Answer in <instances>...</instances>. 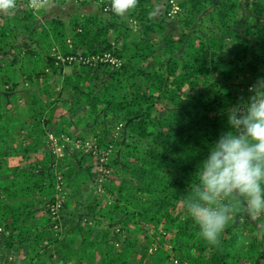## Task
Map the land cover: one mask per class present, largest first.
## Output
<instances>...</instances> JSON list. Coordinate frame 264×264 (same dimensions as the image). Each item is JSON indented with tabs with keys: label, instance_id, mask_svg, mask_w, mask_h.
Masks as SVG:
<instances>
[{
	"label": "trees",
	"instance_id": "1",
	"mask_svg": "<svg viewBox=\"0 0 264 264\" xmlns=\"http://www.w3.org/2000/svg\"><path fill=\"white\" fill-rule=\"evenodd\" d=\"M154 1L138 0L137 7L131 10L136 21L131 31L117 22H107L97 12L75 15L68 23L60 17H52L36 24L37 14L30 7L0 23V83L5 81L1 60H6L8 48L15 44L16 28L34 35L45 34L60 44L65 55L78 48L87 55L109 50L120 59L117 66L98 61V67L106 76L99 83L96 80L100 74L93 70L94 66L75 63L73 71L61 73V84L69 88L67 94L60 97L58 89L56 97L47 95L45 103L48 105L45 106L43 95L32 91L27 114L7 113L5 93L0 87L1 176H10L7 157L15 146L8 144L15 141V133L24 129L28 131L19 144L26 145L29 151H38L44 147L40 136L46 135L52 122L60 125L64 120L75 121L82 126L81 131L94 138L95 147L97 144L113 146L112 120L115 123L122 118L125 126L122 137H114L118 149L108 161L109 166L122 168L123 175L118 177L117 184L109 186L114 197L107 205L98 206L100 197L91 198L90 193L83 195L96 180L93 176L86 181L91 176L90 171L93 172L90 166L82 167L88 163L76 169L65 160L59 167L72 186L68 202H76L78 207L84 202L91 204L92 210L100 213L101 219L96 220L98 226L105 223L108 227L94 223L99 235L80 236L78 247L73 246L74 239L67 241L63 236L49 235L53 232L51 228L35 230L36 209L52 201L55 193L54 160L46 146L43 157L19 177L20 186L15 184L18 181L15 176L10 182L0 184V225L6 230L0 233V255L16 248V238L22 239L24 250L23 257H16L14 263L9 261V264H55L43 256L42 239L54 244L51 254L62 264L73 262L64 256V247L79 255L75 264H164L163 249L153 252L147 260L132 261L134 242L131 238H122L120 233H114L115 239L122 243L116 248L109 228L112 219L125 218L152 221L155 227L170 233L171 250L181 255L187 253L184 256L188 264H244V261L264 264L263 220L250 219L252 233H243L239 217L247 214L241 211L221 234L220 243L213 246L200 238L199 226L182 208L189 185L198 182L195 173L200 162L221 131L229 127L228 108L241 94H249L237 89L238 84L253 83L258 76H264V0L247 1L249 16L255 18L247 27L235 17L238 0H179V33L164 32V19L152 13ZM204 28L209 35L219 29L226 30L230 43L223 50L215 48ZM24 51L29 56L33 53L30 48ZM47 59L53 61L50 57ZM14 60L6 61L8 80L12 79ZM46 87L47 83L41 87L42 91ZM59 102L66 106L61 108ZM163 104L167 107L161 108ZM56 109L63 111L55 115ZM57 127L56 130H63L62 125ZM33 169L36 171L32 172ZM35 192L39 197L34 202L30 199V205L16 199L20 194L33 196ZM144 193L153 196L142 202L139 196ZM68 211L72 213L73 209ZM64 212L60 216L66 220ZM31 226L35 232L30 234Z\"/></svg>",
	"mask_w": 264,
	"mask_h": 264
},
{
	"label": "rangeland",
	"instance_id": "2",
	"mask_svg": "<svg viewBox=\"0 0 264 264\" xmlns=\"http://www.w3.org/2000/svg\"><path fill=\"white\" fill-rule=\"evenodd\" d=\"M48 0V4L44 7H39L34 9L37 14L36 24H39L41 21L48 20L52 17H60L65 23H68L69 19L75 15L84 13L86 9L83 10H72L71 7L73 5H87L89 3H93L96 5L93 10L97 13H100L104 16L107 22H117L122 25L128 31H131L136 26V21L134 19V15L130 11L126 16L121 17L116 15L111 11V0ZM177 3L178 8L173 10L171 7V2L169 0H155L153 2L152 13L155 17L164 19L165 33H179V11L181 10V5L179 0H173ZM248 0H238L236 6V19L239 21H243L244 27H247L248 24L253 21L255 18H251L250 7L247 4ZM28 0H17V8L14 10L15 13H21L23 10L28 8ZM31 8V7H30ZM89 12H94V11ZM98 10V11H97ZM166 11V12H165ZM11 15L0 14V23H4L7 17ZM208 21V20H204ZM219 29V28H218ZM204 31H207V28H204ZM209 35V33H208ZM112 37V36H110ZM210 43L217 49H224L226 45L230 43V36L226 30L219 29L216 34L209 35ZM15 40V44L12 47H9L6 52V60H1L3 62L1 71L5 75V81H1L0 87L4 91L3 99L5 101V105L8 108L7 113H12L13 115H18L20 113L27 114L29 112V94L32 91L37 92V95H43V102L48 101L47 95L52 94V97H56L57 90L60 89V97H64L69 88L67 85L61 84V73L73 71L76 67H74L75 63L92 65L93 70H96L100 76L96 80L97 83L105 76L104 73L101 72V69L98 67V60L91 59V53H84L80 48L77 50L63 54L60 44L55 42L53 39L48 38L45 34L42 35H34L31 31L26 32L20 28L15 29V34L13 35ZM113 39V38H112ZM69 41V39H67ZM26 48L32 49V54L29 56L27 51H24ZM183 48L178 51V55L181 54ZM105 51V50H104ZM103 52V51H102ZM95 52L94 54H97ZM73 55L74 57L68 61L64 60L66 56ZM59 55V56H58ZM52 58V62H50L47 58ZM11 59H15L12 66V79L8 80L9 71L6 68V61H10ZM89 59V60H87ZM91 59V60H90ZM146 63V61H143ZM47 83V86L42 91V86ZM252 82L245 81L240 82L238 84L240 91H246L248 86ZM47 92H50L47 94ZM241 96H247L241 94ZM235 104V103H234ZM48 104L45 103V106ZM61 108L65 107V103L59 102L58 104ZM167 107V105L163 104L161 108ZM159 108V109H161ZM63 111V109H62ZM60 109L55 110V115L59 112H62ZM80 114V112L78 113ZM121 123V124H120ZM63 126V130L58 129L57 126ZM82 126L77 125L75 121L69 119L67 121H63L60 125H57V122H52L51 129L46 132V135H41L40 137L43 139V146L38 151L37 150H27L26 145L23 146L22 143L25 139V134H27L28 129H24L19 133H15V141L11 142L10 146H15L12 150L11 155L7 157V161L10 166V170L7 173L10 174L8 177H3L0 175V184L2 182H10L11 179L15 176L18 181H15V184L20 186V178L22 174L28 172L26 171L30 169L31 166L40 160L43 156V151L45 146L52 154V158L54 160V170L56 171L55 183H54V198L52 201H49L46 206L39 207L36 209L34 213V221L36 223V229L48 230L52 229L53 232L49 235H56V237L63 236L64 239L70 241L74 239L73 246L78 247V241L80 236H98V231H95V225L98 226L97 218L100 217V213L92 210V205L87 204L86 202L82 203V207H78L76 202H68V198L70 195V191L72 186L67 183L65 178L61 174V170H59L62 165L66 163V161H70L72 166L76 169H79L83 164H87L82 166L84 169L89 166L92 167V171H90L91 176L86 179L89 181L91 177L96 176L95 184L91 187H88L83 195L91 194V198L100 197V205H107L113 197L114 193L109 186H114L118 182V177L123 175V169L118 168L114 165H108L109 159L117 152L118 149L114 144L116 139L115 136H121L125 132L124 119L120 118L116 120H112L111 131L113 132L112 136V145L113 146H98L95 147L94 138L86 135L84 131H81L79 128ZM109 127V128H110ZM70 133H69V132ZM52 132L56 135H60L63 133V138L58 139L57 145L54 144L52 140L49 139L48 133ZM122 137V136H121ZM25 147V149H24ZM84 157V158H83ZM103 158V160H102ZM66 160V161H65ZM102 161H104L105 166L101 165ZM30 163V164H29ZM29 164V165H28ZM26 165H28L26 167ZM30 166V167H29ZM103 168H106L108 171L105 176H101V172H103ZM14 169V170H13ZM13 170V171H12ZM10 171H12L10 173ZM30 171V170H29ZM36 171V169H33ZM16 174V175H15ZM110 177L108 185H106V180ZM84 183V182H83ZM84 184L80 186V190L83 188ZM10 193V192H9ZM153 195L149 194H141L139 196V200L142 202H147L152 198ZM37 192L33 194V196L19 195L18 198L20 200L28 201L32 199L34 202L37 199ZM10 199V198H9ZM31 203V202H30ZM55 204V207L60 204L58 208H56L57 212L52 213L49 208L51 204ZM29 204V203H28ZM33 204V203H32ZM30 205V204H29ZM39 205V204H38ZM73 209V212L70 213L69 209ZM64 210L68 211L67 213ZM66 213L67 218L63 220L60 216L61 213ZM95 215V218L92 219L91 216ZM59 219L57 222L56 219ZM61 218V219H60ZM101 219V217L99 218ZM264 221V215L260 218ZM96 221V222H95ZM240 228L243 233H252V226L250 225V218L248 215H243L239 217ZM65 222V223H64ZM254 222V221H253ZM103 223V222H102ZM104 226L106 228L105 223L99 224L98 227ZM76 232H73L74 228ZM108 228V227H107ZM106 228V229H107ZM34 226L28 228V233L35 232ZM5 228L0 225V233L3 232ZM6 231V230H5ZM49 231V230H48ZM109 231L113 234L114 245L116 248H120L122 243L119 239H115V234L120 233L122 238H131L135 245V252L132 253V261L139 263L140 261L147 260L149 256L152 255L153 252L163 249L166 253L165 263L164 264H188L187 258L184 256L187 253H183L182 255L171 250V242H170V233H165L163 229H159L155 227L154 222L146 221L144 219H136V218H125V219H112V225L109 228ZM115 233V234H114ZM1 235V234H0ZM48 235V236H49ZM118 237V236H117ZM116 237V238H117ZM22 239L16 238L14 245L16 248L12 247L8 254L0 255V264H9L11 261L14 263L16 257H23L24 250L22 247ZM47 241L42 239L41 250L43 249L45 253L43 256L55 264H62L61 261L57 260L56 255H52L51 251L54 250V244H46ZM189 248V245H187ZM26 248V247H25ZM62 252L67 260L73 261L71 264H75L76 257L79 255H75L74 251H69L67 247L62 249ZM169 253V254H168ZM98 257V256H96ZM177 258L178 262L175 263L171 258ZM7 259V260H6ZM144 259V260H143ZM248 263V261H244V264Z\"/></svg>",
	"mask_w": 264,
	"mask_h": 264
},
{
	"label": "clouds",
	"instance_id": "3",
	"mask_svg": "<svg viewBox=\"0 0 264 264\" xmlns=\"http://www.w3.org/2000/svg\"><path fill=\"white\" fill-rule=\"evenodd\" d=\"M48 0H28L44 7ZM138 0H111V11L124 17ZM17 0H0V14L11 15ZM152 15L151 13L149 14ZM227 110L228 128L221 131L200 162L183 210L199 226V236L209 245L220 243L229 222L243 211L253 220L264 215V76L248 86Z\"/></svg>",
	"mask_w": 264,
	"mask_h": 264
},
{
	"label": "built area",
	"instance_id": "4",
	"mask_svg": "<svg viewBox=\"0 0 264 264\" xmlns=\"http://www.w3.org/2000/svg\"><path fill=\"white\" fill-rule=\"evenodd\" d=\"M170 2H171V7H172V9L173 10H175V9H177L178 8V5H177V3H175L173 0H169ZM59 56V55H58ZM91 56V59H94V60H102V61H104V62H107L108 64H112V65H115V66H117V65H119L120 64V59H119V57H117L115 54H113L111 51H109V50H105V51H103L102 53H98V54H92V55H90ZM74 56L71 54V55H69V56H66L65 58H63L64 60H68V61H70L72 58H73ZM90 59V60H91ZM87 60H89V59H87ZM121 124V123H120ZM63 133H61L60 135H56V134H54V133H52V132H49L48 133V137H49V139L50 140H52L53 141V143L55 144L56 143V145H57V141L56 140H58V139H62L63 137ZM102 160H103V158H102ZM101 165H103V166H105V163H104V161H102V164ZM107 169L106 168H103V172H101V176H105L106 177V173H107ZM60 204L58 203V206H59ZM58 206L57 207H55V204L53 203V204H51V206H50V208H49V210L52 212V213H55V212H57V210H56V208H58ZM171 247V246H170ZM175 263H177L178 262V259L177 258H171Z\"/></svg>",
	"mask_w": 264,
	"mask_h": 264
},
{
	"label": "crops",
	"instance_id": "5",
	"mask_svg": "<svg viewBox=\"0 0 264 264\" xmlns=\"http://www.w3.org/2000/svg\"><path fill=\"white\" fill-rule=\"evenodd\" d=\"M96 7V5L95 4H93V3H89V4H87V5H78V4H76V5H73L72 7H71V9L72 10H77V9H81V10H83L84 8L86 9V12H89V11H92L93 10V8H95ZM83 8V9H82ZM94 11V10H93ZM98 11V10H97ZM83 13H84V10L82 11ZM95 12V11H94Z\"/></svg>",
	"mask_w": 264,
	"mask_h": 264
}]
</instances>
